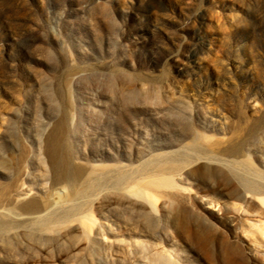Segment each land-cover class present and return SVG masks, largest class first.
I'll return each mask as SVG.
<instances>
[{
  "label": "rangeland",
  "instance_id": "374dc122",
  "mask_svg": "<svg viewBox=\"0 0 264 264\" xmlns=\"http://www.w3.org/2000/svg\"><path fill=\"white\" fill-rule=\"evenodd\" d=\"M57 128L54 158L108 168L86 196L53 186ZM255 174L264 0H0V264H264Z\"/></svg>",
  "mask_w": 264,
  "mask_h": 264
},
{
  "label": "bare ground",
  "instance_id": "6f19581e",
  "mask_svg": "<svg viewBox=\"0 0 264 264\" xmlns=\"http://www.w3.org/2000/svg\"><path fill=\"white\" fill-rule=\"evenodd\" d=\"M60 127V126H58ZM60 135L59 128L56 129V133L52 139V142L50 143L52 145L51 151H46V155L48 156V159L50 161V166L52 167V177H53V186L57 187L60 185H63L66 183V180L70 181L73 188H78L77 191V197H83L88 194L90 190H96L98 188V180L105 179V176L107 175L108 168H105L101 172H96L95 170L88 171L85 169H79V168H71V166H68V163H66L64 160H62L61 156L57 159L54 158L52 154H57V150L59 147L61 148L63 145V139H59L58 137ZM55 150V151H54ZM180 157V156H178ZM184 160V157H163L159 158L156 161L152 162L150 165H153V168L163 172V171H171L176 168V166H179L180 163ZM207 163H216L209 157L205 160ZM148 166H144L142 170H146ZM232 168L234 169L233 165ZM177 170V169H176ZM116 174L115 179V186L119 187L121 186L125 180L127 179V174L122 173L123 171L120 170V168L114 169ZM71 177L70 179H68ZM254 183L251 185V189L245 188L246 193L248 194H257V192L264 193V189H259L256 184L258 181H263L264 178L259 175L255 174ZM258 180V181H257ZM259 183V182H258ZM157 186H161L160 184ZM71 189V190H72ZM257 190V191H256ZM259 190V191H258ZM258 195V194H257ZM20 196L22 198H27L29 196L27 191L21 190ZM246 199H248L246 197ZM52 201V200H50ZM42 209H39V207L35 204H29L25 207L24 213L26 216H37L34 217L36 226L43 227L46 225H49L51 223L57 222V220H68L70 218H73L77 215H79L82 211L80 210V207L78 206H71V207H60L55 212L46 213L43 216H38ZM4 228V227H3ZM264 229V228H262ZM257 234L261 233V238H264V231L257 230Z\"/></svg>",
  "mask_w": 264,
  "mask_h": 264
}]
</instances>
